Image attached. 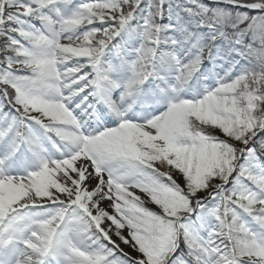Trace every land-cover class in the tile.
Masks as SVG:
<instances>
[{"label": "snow or ice", "instance_id": "1", "mask_svg": "<svg viewBox=\"0 0 264 264\" xmlns=\"http://www.w3.org/2000/svg\"><path fill=\"white\" fill-rule=\"evenodd\" d=\"M0 264H264V0H0Z\"/></svg>", "mask_w": 264, "mask_h": 264}]
</instances>
